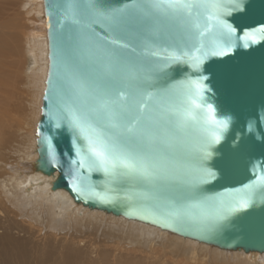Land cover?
<instances>
[{"label": "water", "instance_id": "1", "mask_svg": "<svg viewBox=\"0 0 264 264\" xmlns=\"http://www.w3.org/2000/svg\"><path fill=\"white\" fill-rule=\"evenodd\" d=\"M207 2L216 7L193 17L196 39L183 46L176 23L146 15L145 0H42L47 72L33 169L56 176L51 190L77 205L264 254V0ZM112 76L197 102L185 105L188 128L157 132L148 177L114 175L90 151L95 125L80 114Z\"/></svg>", "mask_w": 264, "mask_h": 264}, {"label": "bare ground", "instance_id": "2", "mask_svg": "<svg viewBox=\"0 0 264 264\" xmlns=\"http://www.w3.org/2000/svg\"><path fill=\"white\" fill-rule=\"evenodd\" d=\"M24 3L28 8L27 13L32 15L30 21L32 25L26 29L29 31L26 43L27 53L31 59V69L27 74L28 89L32 96L30 107L32 103L34 109L32 107L31 130L25 131L26 142H22L20 147L19 144L15 149H10L15 158L14 161L8 162L0 157V198L7 206L5 209L0 207V229L4 237L13 239L10 241L12 243L16 239L11 236L12 232L23 231L16 220L20 217L33 226L41 227L47 235L52 233L68 235L70 239L65 238L62 241L65 242L62 264H100V261L106 264L108 262L107 252L99 251L96 246L89 249L79 245L82 241L76 240L79 237L73 236L74 234L79 236L84 233L90 234V232L94 234L95 230L99 232L98 234L103 233L104 237L120 239L130 244L147 247V249L152 245L174 248L190 259L200 254L202 261L206 259L208 264H264V254L225 251L201 244L149 225L88 209L75 204L65 191L51 190L56 176L47 177L33 169L37 159L35 128L40 117L41 98L47 72V40L43 4L42 0H25ZM39 15L43 17L42 20H37ZM3 50L0 44V53H3ZM4 113L6 116L0 118V125L5 126L0 132V153L5 145L6 147L10 145L11 138L5 136L8 139L6 141L4 139L9 121V116L6 112ZM93 241L95 245L97 240Z\"/></svg>", "mask_w": 264, "mask_h": 264}, {"label": "snow or ice", "instance_id": "3", "mask_svg": "<svg viewBox=\"0 0 264 264\" xmlns=\"http://www.w3.org/2000/svg\"><path fill=\"white\" fill-rule=\"evenodd\" d=\"M139 7L146 15L155 13L175 22L182 33L180 44L188 46L196 39L193 17H201L209 7L216 5L207 0H145ZM113 43L127 47L119 41ZM112 63L113 66L126 65L118 60ZM132 79L134 77L122 84L112 76L97 84L89 93L92 104L80 114V120L95 125L93 131L97 136L90 141V151L101 164L110 165L114 175L148 177L153 166L151 151L157 132H179L188 128V121L194 116L185 105L189 101L197 102L190 93L183 98L170 90L146 91L139 83H132ZM219 123L224 124L223 121ZM246 203L242 202L241 207Z\"/></svg>", "mask_w": 264, "mask_h": 264}, {"label": "rangeland", "instance_id": "4", "mask_svg": "<svg viewBox=\"0 0 264 264\" xmlns=\"http://www.w3.org/2000/svg\"><path fill=\"white\" fill-rule=\"evenodd\" d=\"M24 2L25 0H0V44L4 48V52L0 53V118L6 116L4 112L9 116L4 139L5 141L8 139L5 136L11 137L10 145L7 147L5 145L0 157L8 162L15 159L10 149H15L19 144L20 147L22 142L27 140L25 131L31 130L32 107L34 109L32 103L30 107L32 96L28 89L27 74L31 69V59L27 53L26 43L29 35L26 29L32 25L30 22L32 15L27 13L28 8ZM42 18L40 15L37 16V20ZM0 127L2 132L5 126L0 125ZM0 207L3 209L7 207L2 198H0ZM13 218L16 219V217ZM16 220L23 231L12 232L11 236L16 237L12 243L10 241L13 239L9 240L7 236L5 238L0 229V264L63 263L65 242L62 241L65 238L70 239L68 235L54 233L47 235L41 227L33 226L23 218L19 217ZM98 233L95 230L94 234L90 232V234L84 233L79 236L73 233V236L79 237L76 240L82 241L79 245L89 249L96 246L99 251L107 252L109 260L106 264H208L206 259L202 261L200 254L190 259L174 248L152 245L150 249H147L141 245L104 237L103 233ZM93 240H97V245H93ZM100 264L103 263L100 261Z\"/></svg>", "mask_w": 264, "mask_h": 264}]
</instances>
